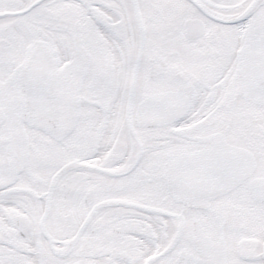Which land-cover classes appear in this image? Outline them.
Wrapping results in <instances>:
<instances>
[{
    "label": "snow or ice",
    "instance_id": "snow-or-ice-1",
    "mask_svg": "<svg viewBox=\"0 0 264 264\" xmlns=\"http://www.w3.org/2000/svg\"><path fill=\"white\" fill-rule=\"evenodd\" d=\"M0 264H264V0H0Z\"/></svg>",
    "mask_w": 264,
    "mask_h": 264
}]
</instances>
